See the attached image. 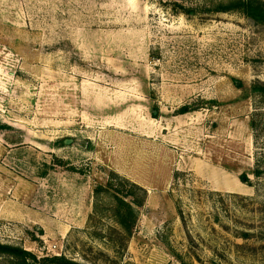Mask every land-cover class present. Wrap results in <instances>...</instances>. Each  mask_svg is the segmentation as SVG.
I'll list each match as a JSON object with an SVG mask.
<instances>
[{"label": "rangeland", "instance_id": "rangeland-1", "mask_svg": "<svg viewBox=\"0 0 264 264\" xmlns=\"http://www.w3.org/2000/svg\"><path fill=\"white\" fill-rule=\"evenodd\" d=\"M230 1L0 0L1 242L264 264V24Z\"/></svg>", "mask_w": 264, "mask_h": 264}, {"label": "trees", "instance_id": "trees-1", "mask_svg": "<svg viewBox=\"0 0 264 264\" xmlns=\"http://www.w3.org/2000/svg\"><path fill=\"white\" fill-rule=\"evenodd\" d=\"M219 12H230L239 10L247 17L252 18L257 23L264 24V1L262 0H231L228 3H221L217 9ZM260 175L259 169L255 172ZM246 179H244L245 181ZM131 187L143 192L146 197V190L139 185L133 184ZM130 191V195H136L134 191ZM117 196L118 206L115 209V216L121 225L123 237L131 236L134 229L137 207L144 205V198L141 201L134 199L132 202H126L123 197ZM0 258H5L8 264H82L67 258L64 255H55L52 257L39 258L32 251L15 244L4 243L0 241Z\"/></svg>", "mask_w": 264, "mask_h": 264}]
</instances>
